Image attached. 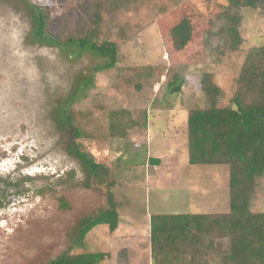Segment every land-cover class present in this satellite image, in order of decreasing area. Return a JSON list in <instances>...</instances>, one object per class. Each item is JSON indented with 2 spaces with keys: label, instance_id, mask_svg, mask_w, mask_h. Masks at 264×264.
<instances>
[{
  "label": "rangeland",
  "instance_id": "1",
  "mask_svg": "<svg viewBox=\"0 0 264 264\" xmlns=\"http://www.w3.org/2000/svg\"><path fill=\"white\" fill-rule=\"evenodd\" d=\"M76 1L0 0V264H48L63 253L82 252L109 253L101 264H152V215L229 211V167L187 161V114L206 106L199 85L204 73L214 76L220 104L228 105L240 72L261 65L250 60L251 50L264 46L261 11L242 10L244 43L230 53L221 33L226 22L218 17L226 0H135L104 17L100 30L120 47L119 62L94 74L104 63L97 55L34 37L33 5L54 7L59 16L71 14L68 6ZM183 18L193 37L178 50L172 31ZM170 65L184 68L178 94L167 88ZM149 66L157 70L152 85L143 82L138 90L120 80L128 69ZM92 77L94 87L87 88ZM69 104L96 120L80 139L63 124ZM74 142L110 167L120 214L116 232L99 225L79 246L82 221L109 205L108 189L73 153ZM252 211L264 213V176ZM227 246L221 240L206 264H222Z\"/></svg>",
  "mask_w": 264,
  "mask_h": 264
},
{
  "label": "trees",
  "instance_id": "2",
  "mask_svg": "<svg viewBox=\"0 0 264 264\" xmlns=\"http://www.w3.org/2000/svg\"><path fill=\"white\" fill-rule=\"evenodd\" d=\"M59 1L61 6H65L75 0ZM133 2L135 0H80L68 6L67 12L71 14L59 16L54 15L57 11L54 7L33 5L36 11L34 37L40 44L62 49L78 48L97 55L104 63L96 67L94 74L115 69L120 47L103 38L100 27L105 16L128 8ZM225 5L226 12L218 14L226 22L221 33L226 38L228 51L235 53L244 43L242 10L257 9L264 16V0H226ZM192 34L190 20L183 18L172 31L175 48L184 49L192 40ZM250 53V60H260L261 65L240 72L230 104H220L221 88L212 74L204 73L199 85L206 106L193 108L187 114V161L193 166L229 167V211L152 215V264H206L217 252L215 246L221 240H226L228 245L220 257L222 264H264V213L252 211L258 181L264 176V46L252 49ZM128 70L129 74L119 78L127 87L135 86L140 90L144 83L152 85L157 80V76L154 77L156 67H133ZM183 72L184 68L170 65L165 74L170 93L181 92L185 82ZM85 84L87 88L94 87V78ZM86 97L85 92L80 96L81 99ZM93 109L106 112L97 107ZM105 114L108 118L109 113ZM62 119L78 139L88 129L94 128L96 122L92 120L90 111H75L72 104L62 109ZM71 150L82 160L90 175L108 189V208L81 223L77 237L78 245H81L99 225H108L110 231L115 232L120 224V214L111 191L116 182L110 167L100 163L92 153L84 151L80 143L74 142ZM151 161L153 165L161 162L155 158ZM109 257V253L105 252L63 253L48 264H101Z\"/></svg>",
  "mask_w": 264,
  "mask_h": 264
},
{
  "label": "crops",
  "instance_id": "3",
  "mask_svg": "<svg viewBox=\"0 0 264 264\" xmlns=\"http://www.w3.org/2000/svg\"><path fill=\"white\" fill-rule=\"evenodd\" d=\"M119 227H120V226H119ZM119 227H118V229H119ZM118 229H117V230H118ZM117 230H116V231H117ZM116 231H115V232H116ZM150 245H151V244H150Z\"/></svg>",
  "mask_w": 264,
  "mask_h": 264
},
{
  "label": "flooded vegetation",
  "instance_id": "4",
  "mask_svg": "<svg viewBox=\"0 0 264 264\" xmlns=\"http://www.w3.org/2000/svg\"><path fill=\"white\" fill-rule=\"evenodd\" d=\"M77 244H78V242H77ZM79 246V245H78Z\"/></svg>",
  "mask_w": 264,
  "mask_h": 264
}]
</instances>
